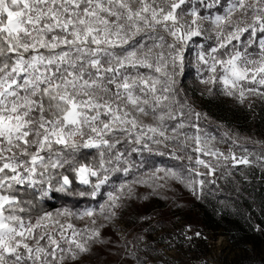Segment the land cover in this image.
I'll use <instances>...</instances> for the list:
<instances>
[{
	"label": "snow or ice",
	"instance_id": "6c2138e0",
	"mask_svg": "<svg viewBox=\"0 0 264 264\" xmlns=\"http://www.w3.org/2000/svg\"><path fill=\"white\" fill-rule=\"evenodd\" d=\"M193 62L202 95L264 103V0H0V264H82L136 186L199 199L264 170V139L203 127ZM57 194L105 202L50 211ZM120 247L132 264L156 251L143 233Z\"/></svg>",
	"mask_w": 264,
	"mask_h": 264
},
{
	"label": "rangeland",
	"instance_id": "374dc122",
	"mask_svg": "<svg viewBox=\"0 0 264 264\" xmlns=\"http://www.w3.org/2000/svg\"><path fill=\"white\" fill-rule=\"evenodd\" d=\"M186 73L182 85L189 102L204 113L207 120L215 123V127H210L207 120H201L205 129L218 138L227 130L238 133L242 140L264 139V103L257 101L252 108H247L227 97L202 95L206 86L200 83L194 62L186 68ZM248 146L252 147L251 144ZM220 147L226 151L228 146L221 144ZM150 159L163 167L176 164L168 157L153 156ZM239 168L243 169L242 174L234 171L233 177L218 182V188L206 186L204 196L199 199L175 183L171 191L162 190L160 194L153 193L148 187L136 186L132 199L102 231L105 241L112 243L95 245L92 252L83 257L82 264H132L120 245L123 236L131 239L137 233H143L156 249L150 253L151 264H264V238L261 231L256 230L260 226L244 218L243 211L232 199L237 193L259 188L264 170ZM126 179L121 177L118 183ZM54 201L60 202V197ZM65 201L64 205L60 202L58 210L68 207L82 211L96 208L105 202V197L92 200L67 196ZM142 217L151 219L144 221ZM78 224L83 226V222ZM188 225L192 226L191 232L187 233L193 237L191 240L181 235ZM197 231L207 239L197 238Z\"/></svg>",
	"mask_w": 264,
	"mask_h": 264
},
{
	"label": "trees",
	"instance_id": "16d2710c",
	"mask_svg": "<svg viewBox=\"0 0 264 264\" xmlns=\"http://www.w3.org/2000/svg\"><path fill=\"white\" fill-rule=\"evenodd\" d=\"M208 126L215 127L214 121H209ZM262 183L260 184L259 188H253L251 191H242L237 193V195L232 196V199L240 210L244 213V218H248L252 220V223L257 224L260 228H264V171L262 172ZM254 185V184H253ZM252 185V186H253ZM60 197V202L63 205L66 203L65 198L67 196L63 194H57L56 197L45 204V207L50 211L58 210L59 204L55 199ZM61 205V204H60ZM240 223V222H238ZM238 225V224H237ZM261 236L264 238V231L260 232Z\"/></svg>",
	"mask_w": 264,
	"mask_h": 264
}]
</instances>
